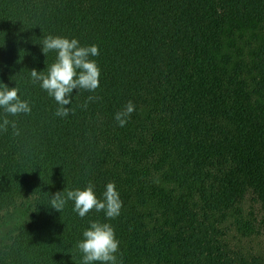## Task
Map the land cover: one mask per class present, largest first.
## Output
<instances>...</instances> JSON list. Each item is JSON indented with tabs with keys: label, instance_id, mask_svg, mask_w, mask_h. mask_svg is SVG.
Segmentation results:
<instances>
[{
	"label": "trees",
	"instance_id": "1",
	"mask_svg": "<svg viewBox=\"0 0 264 264\" xmlns=\"http://www.w3.org/2000/svg\"><path fill=\"white\" fill-rule=\"evenodd\" d=\"M48 35L99 48V87L74 89L67 117L29 75L55 60ZM0 81L31 105L0 109L16 126L0 130V218L23 217L0 264H80L97 219L122 264H264L244 243L264 227L246 208L264 215V0H0ZM89 182L115 184L117 218L47 206Z\"/></svg>",
	"mask_w": 264,
	"mask_h": 264
},
{
	"label": "clouds",
	"instance_id": "2",
	"mask_svg": "<svg viewBox=\"0 0 264 264\" xmlns=\"http://www.w3.org/2000/svg\"><path fill=\"white\" fill-rule=\"evenodd\" d=\"M42 52L46 56L49 52H55V60L46 66V73L35 68L30 70V79L39 82V86L54 99L58 105L55 115L67 117L74 89L77 92L81 89L94 92L99 87L100 68L96 60L92 59L99 56L98 45H81L75 37L48 35L43 39ZM21 96L17 83L9 87L0 81V109L4 113L11 116L30 113V103ZM94 99L92 96L88 97V100ZM134 111L135 105L129 101L115 114L118 125L124 127ZM10 123L15 129V123L6 117H0V130H7ZM15 134L19 135V130ZM68 201L73 202V211L82 219L92 210L103 212L106 219H115L122 208L120 194L113 182H108L99 195L91 182L83 188L66 191L64 188L49 197L47 206L61 213ZM119 246L120 242L112 225L99 219L89 220L81 238L76 242V248L81 253L80 264H122Z\"/></svg>",
	"mask_w": 264,
	"mask_h": 264
},
{
	"label": "rangeland",
	"instance_id": "3",
	"mask_svg": "<svg viewBox=\"0 0 264 264\" xmlns=\"http://www.w3.org/2000/svg\"><path fill=\"white\" fill-rule=\"evenodd\" d=\"M246 208L253 212L254 217L258 220L257 223L263 219V211L259 206L246 205ZM16 216V217H14ZM22 216L11 215L6 213L0 218V245L8 238L11 234L15 232L17 226L19 225V220H22ZM258 225V224H257ZM259 231L255 232L248 240H245L244 243L248 245L249 250H263L264 251V227L258 226ZM232 238V236H231Z\"/></svg>",
	"mask_w": 264,
	"mask_h": 264
}]
</instances>
